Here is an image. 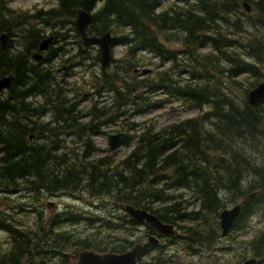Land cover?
Wrapping results in <instances>:
<instances>
[{"label":"trees","instance_id":"trees-1","mask_svg":"<svg viewBox=\"0 0 264 264\" xmlns=\"http://www.w3.org/2000/svg\"><path fill=\"white\" fill-rule=\"evenodd\" d=\"M9 3L0 0V37L9 39L5 50L0 43V79L13 78L0 95V195H83L98 202L97 211L119 216L95 214L89 219L95 236L83 238L60 230V222L78 221L74 216L21 224L0 215L6 236L0 264H78L64 256L68 250L122 254L141 240L128 229L143 226L162 238L121 214V206L178 227L188 249L214 252L219 214L239 204L226 237L236 245L225 251L238 252L241 263L264 264V221L256 231L249 227L251 219H264V100L248 103L264 79V0H55L54 7L33 11H13ZM78 10L91 12L89 36L116 37L122 58L110 54L104 68L99 50L82 48L73 25ZM65 25L77 38V54L51 46L34 62L47 39L43 29L56 27L50 37L65 41L68 32H59ZM94 64L92 89L100 100L82 111L71 98L82 92L68 80L73 67ZM178 103L196 114L162 126L147 118ZM119 125L113 132L134 133L132 151L116 160L106 148L93 159L103 151L93 137ZM146 245L139 264L170 262L161 254L143 262L159 246Z\"/></svg>","mask_w":264,"mask_h":264},{"label":"rangeland","instance_id":"rangeland-1","mask_svg":"<svg viewBox=\"0 0 264 264\" xmlns=\"http://www.w3.org/2000/svg\"><path fill=\"white\" fill-rule=\"evenodd\" d=\"M9 7L13 11H33L35 9L45 8L49 9L51 7L55 6V0H9ZM75 19H73L74 21ZM37 27L42 26L37 23ZM68 25H65L62 27V29H59V32L61 34H65L68 29ZM55 28H45L43 29L44 34L46 38L48 39L50 37L51 31L55 30ZM67 35H69V39L62 41L58 40L57 42L52 41L50 47L56 48L58 46H62V48H66V50L69 52L70 55H76L78 52V45L75 37H72V33L68 32ZM45 38V39H46ZM19 39L15 38L13 39L14 43H17ZM9 43V39H6L5 41V49L7 48V45ZM172 47V46H171ZM94 49L91 50V52L96 53L97 48L93 47ZM173 48V47H172ZM124 54V48L121 46H113L111 49V58L112 60H118L122 58ZM149 60L150 59H146ZM79 61V60H78ZM154 62V61H152ZM58 61L54 62L53 67L58 66ZM87 64H92V60L87 62ZM86 65V64H85ZM100 66V64H99ZM57 68V67H56ZM96 69L98 70V67H95V64L92 65L89 68H77L73 67V72L75 73V76L73 78H70L68 82L73 84V82H76L75 89H77L79 92H82L78 97L71 96L73 98L74 102L77 101V108L82 111H86L88 107H90L91 104L95 103V101L98 99L95 95V90L92 89L94 81L92 80V75L95 73ZM147 69V68H145ZM152 70V68H149ZM91 85V87H89ZM85 86V87H84ZM71 88V87H70ZM85 94V95H84ZM87 94V95H86ZM105 95V94H104ZM103 96V95H102ZM104 98V97H103ZM108 102L110 101L109 97L104 98ZM179 106V107H178ZM181 103L178 104H169L165 105L162 109H157L147 115V118H156V121L160 126L164 124H171L176 123L181 120H185L187 118H191L196 114V111H186L183 108ZM141 118V119H140ZM144 117H139L137 120H143ZM119 126H109V128H106L104 132H106L105 135H98L96 138L93 137L94 143L96 146L101 148L103 151L97 154H93V159L96 157H103L105 156V150L108 148L107 145V138L109 135L117 134L116 132H113L115 130H118ZM121 133V132H119ZM122 133H127L129 136L134 134L133 132L129 131H122ZM134 148V143H130L127 147H122L118 151L114 152L115 159L121 160L126 155H128L132 149ZM95 205H98V202L95 201V199H90L83 195H69V194H56L52 196H39L33 195L32 197H29L25 194L19 195V194H7V195H0V215L5 216L8 220H11V222H19L21 224H32L38 216H41L45 222L55 218V217H71L74 216L78 219L75 223H69V222H60V230H66V232L75 234L77 236H90L94 237L96 232V226L95 222L91 224L89 219L95 218V214H110L113 217L119 216L118 213L112 212V210L108 209L106 210H99L97 211L95 209ZM49 206V207H48ZM230 209V208H229ZM96 210V211H95ZM36 212V214L34 213ZM121 214L124 215V213L121 211ZM61 220V218L57 219ZM264 219H261V216L255 217L251 219L250 221V229L251 231H256L258 227H260ZM185 226L184 223H180L179 227ZM188 226V225H186ZM145 227H138L135 228V230L128 229V232L134 235L135 238H141L138 242L145 246L147 244L146 239L143 237L145 232ZM175 235L171 241L173 243H170L165 238L159 239V246L156 247V249H152L149 252V255H143L142 260L149 261V259L154 255H162L166 260H169L171 264H238L241 263L242 257L238 256L235 253L234 250L233 253H229L225 251V249H234L236 242L232 241L227 238H221L219 241V244H217V249H214V252H210L199 249V247L194 249H188L186 244L188 242L187 235L184 234L183 231H180L178 227H175ZM118 236V235H117ZM242 237V234L240 235ZM5 232L0 231V248L5 247ZM240 250V249H238ZM196 251V252H195ZM202 251L201 253H199ZM73 252V250H68L67 253L70 254ZM242 253V252H241ZM240 253V254H241ZM141 259V258H140ZM139 259V261H140ZM249 259V258H248ZM71 260V259H70ZM74 261V260H72ZM138 261V262H139ZM168 262V264L170 263Z\"/></svg>","mask_w":264,"mask_h":264},{"label":"water","instance_id":"water-1","mask_svg":"<svg viewBox=\"0 0 264 264\" xmlns=\"http://www.w3.org/2000/svg\"><path fill=\"white\" fill-rule=\"evenodd\" d=\"M247 13L250 12V7L247 4L242 5ZM75 29L82 40V46H95L100 52L102 67H107L110 64V50L116 37L110 33H105L100 37L88 36L87 29L93 24V19L90 13L82 10L76 12V18L73 22ZM6 35L0 37L1 48L5 50ZM53 37L43 40L39 47L38 53L32 57L35 62L41 61L42 53L48 51ZM150 71H143L142 74H148ZM13 78L12 76L0 79V94L8 91ZM264 100V79L248 94V103L251 107H255L259 102ZM31 139V138H30ZM129 142V136L125 133L113 134L108 136V146L110 151H116L120 147ZM49 207V206H48ZM121 211L131 218L137 224H145L149 226L157 234L169 237L175 235V229L172 225L163 224L154 215L141 209H135L131 206H121ZM241 204L230 209L223 210L219 214L220 237L226 238L232 229L233 223L239 216ZM147 240L153 245L158 244V240L154 236H148ZM143 246L139 243L130 250L122 254H98L92 251H73L64 256L74 260L78 264H138ZM241 264H257V260L248 259Z\"/></svg>","mask_w":264,"mask_h":264},{"label":"flooded vegetation","instance_id":"flooded-vegetation-1","mask_svg":"<svg viewBox=\"0 0 264 264\" xmlns=\"http://www.w3.org/2000/svg\"><path fill=\"white\" fill-rule=\"evenodd\" d=\"M157 236H160V237H162V238H165V237H163V236H161V235H159V234H157V233H155ZM151 234L150 233H148V232H144V236H145V239H146V241H147V236H150ZM157 239L159 240L160 238L159 237H157ZM159 244H157V245H155V246H158ZM147 247V245H145V246H143V248H146Z\"/></svg>","mask_w":264,"mask_h":264},{"label":"bare ground","instance_id":"bare-ground-1","mask_svg":"<svg viewBox=\"0 0 264 264\" xmlns=\"http://www.w3.org/2000/svg\"><path fill=\"white\" fill-rule=\"evenodd\" d=\"M33 62V61H32Z\"/></svg>","mask_w":264,"mask_h":264}]
</instances>
